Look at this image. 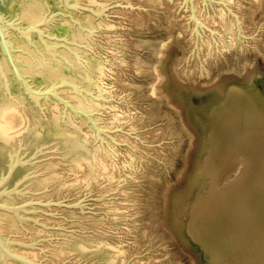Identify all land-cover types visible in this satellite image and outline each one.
<instances>
[{
	"label": "rangeland",
	"instance_id": "rangeland-1",
	"mask_svg": "<svg viewBox=\"0 0 264 264\" xmlns=\"http://www.w3.org/2000/svg\"><path fill=\"white\" fill-rule=\"evenodd\" d=\"M99 1L108 16L92 42L106 74L94 112L101 123L115 119L110 127L122 128L113 133L118 143L98 142L113 172L83 179L55 142L43 144L38 162L13 184L57 162L61 190L51 185L27 198H87L84 209L46 207L31 215L56 228L26 223L5 233L30 244L23 248L45 264H98L91 253L63 250L71 238L84 239L88 250L103 243L116 264H210L190 232L201 200L200 212L211 221L205 225L215 222L223 238L224 264H264V133L255 136L243 177L232 170L213 181L204 176L208 129L201 115L228 89L264 83V0H224L242 20V36L223 6L196 0L206 24L198 37L182 0ZM26 181L20 188L29 189Z\"/></svg>",
	"mask_w": 264,
	"mask_h": 264
},
{
	"label": "bare ground",
	"instance_id": "bare-ground-1",
	"mask_svg": "<svg viewBox=\"0 0 264 264\" xmlns=\"http://www.w3.org/2000/svg\"><path fill=\"white\" fill-rule=\"evenodd\" d=\"M79 1L95 7L100 6L99 0ZM51 2L56 7L59 6V2L55 0H0V10L7 17L15 18L21 25H25L39 20ZM74 14L80 20L79 24L62 18L55 25L44 28L49 34L66 38L67 41L59 42L56 49L46 48L36 34H31L32 42L13 31L9 32V37L15 46L14 53L18 64L34 86L68 81L85 91L80 93L67 87L63 88L61 93L69 97L76 106L94 112L99 108L100 99L105 94L102 79L106 74V62L94 53L92 36L101 30L106 22L90 12L75 11ZM49 42L55 44L51 40ZM44 105L46 112L42 113L34 100L26 95L0 46V170L5 167L7 156L14 157L22 145L33 151L53 141L69 158L73 168L82 170L83 179L110 175L113 169L107 161L106 152L102 150L101 144L94 142L96 131L87 120L75 116L70 111L64 113L63 106L55 100L44 102ZM207 109L201 114L208 129L203 157L204 176L216 181L218 178H214L215 176H223L237 170L235 178H239L240 174L243 177L249 169V162L255 157L254 151L259 141L255 136L262 137L264 133V83L258 82L247 88L232 87ZM95 117L99 120L98 115L95 114ZM114 120L100 124L110 127ZM107 153L110 154L109 151ZM236 159L240 160L242 167L238 166L239 162L235 163L238 161ZM44 165L46 172L30 177L29 181H26L29 184L27 187L30 190H38L54 185L55 192H59L62 185L56 170L57 162L50 160ZM24 168L27 171L30 166L18 169L16 175H20ZM232 181L226 188L219 189L214 194L224 193L235 183ZM23 199L22 196H11L3 198V201L16 203ZM201 205V200L195 204L196 213L191 217L194 219L190 232L205 249L210 264H224V242L223 238H220L219 227L215 222L211 227L205 225V222L211 221L200 212ZM7 218L10 219L8 222L5 221ZM19 228L20 223L12 214L0 211V232L4 237L8 238V233ZM6 231L8 233H5ZM12 239L16 240L13 236ZM62 247H65L63 250L67 252L80 255L91 253L99 257L98 264L117 263L115 251H111L103 243L88 250L84 239L71 238ZM12 248L40 261L36 254L30 253L28 249L17 245ZM42 263L45 264L44 261ZM2 264L22 263L6 258Z\"/></svg>",
	"mask_w": 264,
	"mask_h": 264
},
{
	"label": "water",
	"instance_id": "water-1",
	"mask_svg": "<svg viewBox=\"0 0 264 264\" xmlns=\"http://www.w3.org/2000/svg\"><path fill=\"white\" fill-rule=\"evenodd\" d=\"M58 1L59 6L53 5V3L48 4V10L41 16V18L32 23L21 25L15 18H9L4 12L0 10V46L3 53L7 57V61L11 67V70L18 81L19 85L23 88L26 95L34 100L37 106L45 113L44 102L49 100H55L63 106L64 113L68 111L72 112L75 116L84 117L87 123L91 125L96 131V141L104 145L109 146L110 140L114 143H118L117 138L113 135L117 130H122L120 127H109L100 124L95 117L96 112L87 111L80 108L74 104V102L61 93L63 88H72L77 92H84L82 88H78L74 84L66 82H53L47 85L34 86L26 74L22 71L20 65L18 64V59L14 53L15 46L12 39L9 37V32L13 31L19 36H22L32 42L30 39L31 34H36L38 39L42 42L44 46L48 49H56L59 42L67 41L64 36H59L57 34H49L45 31V27L55 25L60 19L68 18L71 22L79 24L80 20L74 14L75 11L78 12H90L97 17L108 16L107 6L95 7L93 5L84 3L79 0H55ZM205 5L207 4H217L223 6L228 14L236 19L239 36H242V20L238 13L230 6V4L224 0H203ZM48 3V2H47ZM55 3V2H54ZM182 3L190 11V21L195 22L194 32L198 37L200 35V27H206V24L198 16V8L196 5V0H182ZM49 40L53 41L50 43ZM25 146H22L14 154V157L8 155V161L5 162V167L0 171V211L10 213L14 218L23 226L26 223H33L37 226H42L43 228L50 229L56 228L55 226H50L45 222H42L38 218L32 216L31 214H36L38 212H44V208L53 206H64L66 208L79 207L84 209L85 201L87 198H83L77 201L68 202L67 199L55 197L42 198L37 196H32L27 198V195L31 193L30 189L20 188V185L24 181H28L29 174L20 178L18 182L13 184V180L16 178V172L18 169L35 165L38 161L36 160L42 151L41 147L36 148L32 154H24ZM11 196H22L23 200L16 203H8L3 201L5 197ZM4 237V234L0 232V264L3 260L10 258L22 264H43L42 261H37L21 252H16L12 246L17 245L24 248L29 247L23 240H13L12 235ZM53 264H66V263H53Z\"/></svg>",
	"mask_w": 264,
	"mask_h": 264
}]
</instances>
